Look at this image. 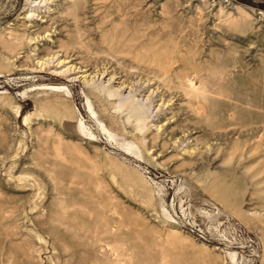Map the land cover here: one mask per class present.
Returning <instances> with one entry per match:
<instances>
[{"label":"rangeland","instance_id":"1","mask_svg":"<svg viewBox=\"0 0 264 264\" xmlns=\"http://www.w3.org/2000/svg\"><path fill=\"white\" fill-rule=\"evenodd\" d=\"M45 4L0 0V264H264V0ZM48 29L174 105L34 71Z\"/></svg>","mask_w":264,"mask_h":264},{"label":"bare ground","instance_id":"2","mask_svg":"<svg viewBox=\"0 0 264 264\" xmlns=\"http://www.w3.org/2000/svg\"><path fill=\"white\" fill-rule=\"evenodd\" d=\"M58 0H40V2H45L46 4L42 7H47L46 5L48 3L57 2ZM56 5V4H55ZM58 6V4H57ZM52 5L50 4L48 6V10H44L45 15H41V11L38 14H30L27 15V17H33L36 15V17L40 16V19L46 17L45 21H48V17L50 16V12L55 10L57 7H53V9L50 10ZM237 7H242L241 5ZM48 14V15H47ZM260 18H262L264 15L262 12ZM32 21V20H30ZM33 25H30V28L38 27V21L33 20ZM36 23V24H35ZM29 28V30H31ZM51 31L50 29L45 30L44 32L38 31L34 34H31L29 37V41H34L33 43L35 47L33 48L34 51V59L32 57V60H38L36 64H33L32 67L34 71H45L51 69L50 64L57 61V65L60 64V66L55 67L53 70V74L64 76L67 78V81H73L76 80V78L83 79L84 82H86L88 87H91L95 89H100L104 97H107L108 99H114L117 102L118 108L126 107V117L132 118L133 121L142 122L144 119H146L148 116L147 111L149 110L152 103L155 102L154 98L158 97V111H162L163 107L165 105H174V98L176 97L175 93H171L172 95L167 96L165 92H163L162 86L159 84V79L157 76L146 78L143 81L141 79L139 80L142 84H147L144 88H142V84L140 86L135 85V82H132V80L124 79L122 77V74H120L115 71L114 69H110L109 67H104L103 69H92L87 64L82 63L77 55L75 53H70L68 51H65L62 46L57 47V50H50L49 52L44 53L41 47L38 46L39 40H42L43 38H46L47 35H45L46 32ZM44 33V35H43ZM41 37V38H40ZM76 55V56H75ZM75 56V57H74ZM70 64V65H69ZM107 65V64H105ZM110 65V64H109ZM103 67V66H102ZM64 68V69H62ZM113 68V67H112ZM159 68H161L159 66ZM97 71H96V70ZM165 70V69H164ZM98 75L97 79L101 76V79L105 78L104 82H108L106 86H104L102 83L100 85L97 84L96 86V76ZM165 76V75H164ZM135 80V79H134ZM161 80V79H160ZM117 81V82H116ZM137 81V80H136ZM158 82V83H157ZM163 82V80H161ZM115 83V84H113ZM138 83V82H137ZM139 84V83H138ZM163 84V83H162ZM165 84V83H164ZM138 86V87H137ZM143 92L145 91L146 94L144 95L146 100L149 101L148 103L142 102V100H137L135 97V92ZM137 92V93H138ZM167 92V91H166ZM173 92V91H172ZM94 93V91H93ZM127 93V94H126ZM179 93V92H178ZM140 101V102H139ZM159 117V116H157ZM156 128L160 130L163 128L161 125L156 124ZM189 131V130H188ZM158 132V131H157ZM179 140V139H178ZM186 150V149H185ZM188 151V150H187ZM192 151V149H191Z\"/></svg>","mask_w":264,"mask_h":264}]
</instances>
